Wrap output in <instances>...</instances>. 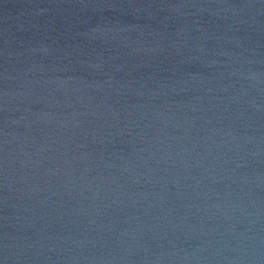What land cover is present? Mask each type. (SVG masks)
Instances as JSON below:
<instances>
[{"label":"water","instance_id":"water-1","mask_svg":"<svg viewBox=\"0 0 264 264\" xmlns=\"http://www.w3.org/2000/svg\"><path fill=\"white\" fill-rule=\"evenodd\" d=\"M0 264H264V0H0Z\"/></svg>","mask_w":264,"mask_h":264}]
</instances>
